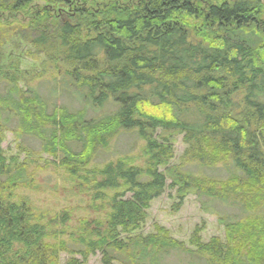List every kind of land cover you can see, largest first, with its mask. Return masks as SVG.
Returning <instances> with one entry per match:
<instances>
[{"label":"trees","instance_id":"1","mask_svg":"<svg viewBox=\"0 0 264 264\" xmlns=\"http://www.w3.org/2000/svg\"><path fill=\"white\" fill-rule=\"evenodd\" d=\"M35 1L0 0V11L15 15ZM47 1L20 25L19 39L31 46L26 54L53 66L48 95L21 85L20 62L12 73L0 55V264H60L62 253L66 264H85L97 252L101 264H168L173 252L189 264L196 256L206 264H264L262 0H116L101 9L88 0ZM13 26L0 22L2 52L14 41ZM61 92L78 108L57 104ZM8 130L24 152L26 139L38 140V153L66 171L70 192L99 201L105 216L73 226L69 208L38 207L23 192L41 189L35 172L1 148ZM126 131L145 142L144 164L126 155L91 167ZM178 134L186 158L169 165ZM188 164H223L226 176L198 174ZM168 180L181 201L192 193L209 204L225 241L195 235L189 248L158 225L131 235Z\"/></svg>","mask_w":264,"mask_h":264},{"label":"rangeland","instance_id":"2","mask_svg":"<svg viewBox=\"0 0 264 264\" xmlns=\"http://www.w3.org/2000/svg\"><path fill=\"white\" fill-rule=\"evenodd\" d=\"M113 1L116 0H88V6L92 9H101L104 4L109 6L108 4ZM222 1L224 0H207L206 2L220 3ZM262 3H264V0H262ZM48 4L49 2L47 0H36L31 7L15 15H11L7 11H0V22L3 24L13 23V30L16 34L13 38L14 41L6 44L3 52L0 51V55L5 53V58L3 62H1L4 66L6 65L12 73H19L18 70H16V65L20 62L19 68L20 71H23V75H21V85L29 83L30 86L39 87L42 93L47 95L52 90V82L50 81L54 73V68L51 64L41 60L42 58L37 60L34 58L36 55L26 54L31 46L19 39L22 34L20 31L21 28L19 27H22L20 25L27 23V21L31 19L39 6H46ZM56 5L53 4L51 6L53 12L56 10L54 9ZM65 10L66 12H70V9L66 7ZM17 27L19 29L16 31ZM62 68H65L64 64H62ZM61 93L62 94L56 98L57 104L68 103L70 106L78 108L79 104L73 100L74 98L69 97L68 93ZM235 98L241 99L240 95ZM99 113L97 114L99 115ZM175 139L174 157L170 160L169 165L180 164L186 158L184 156L188 144L183 141V135L178 134ZM19 142L20 140L15 137V134L11 130H8L4 133V140L1 143V148L8 159L13 156L19 158L20 161L27 160L29 171L35 172L36 181L41 189L39 191L23 190V192L30 195L38 207L53 212L69 208L73 213V221L71 223L73 226L77 225L78 219L82 217L98 218V216H105L103 212L107 210V208L102 210L99 201L96 203L98 206H94L90 196L85 194H72L70 192V188L73 184L72 181L68 179L66 171L57 161H53V158L49 155L38 153L40 151L38 140L31 138L25 140L24 144L25 147L28 148V152H24L18 147ZM144 145L145 142L137 136L135 131L120 133L112 140L109 150H101L98 152L91 167L94 165L103 166L104 163L110 160H115L118 157L126 155H129L131 158H136L135 164L143 165L144 160L142 161L143 158L140 157V155L141 148ZM30 152L31 155H29ZM187 167L198 174L204 173L213 177L226 176L223 164H219L212 168L200 167L194 164H188ZM165 168V166H162L160 170H165ZM170 184L171 180H168L163 193L152 200L147 210L145 222L131 235H147L154 233L158 225L163 227L170 237L178 240L189 248H194L191 241L194 239L195 235L200 237L205 243H208L213 237H219L222 241H225L224 226L219 222L218 216L209 211V204L204 206L198 196L192 193L187 194L184 200L181 201L178 195V188L172 187ZM113 193L114 190H111L110 195ZM127 197H130L129 193H127ZM211 208L217 211L226 209L223 206H212ZM228 212H230L231 216L239 215V212L235 210ZM261 214L264 215V211H262ZM123 236L128 237L126 234H123ZM69 257L67 253H62L60 264H66ZM101 259L102 253L97 252L92 255L85 264H101ZM193 260H198L196 264H206V261L202 258L199 259V256H196ZM167 262L168 264H189L191 259L189 256L182 253L173 252L172 255L167 257Z\"/></svg>","mask_w":264,"mask_h":264}]
</instances>
